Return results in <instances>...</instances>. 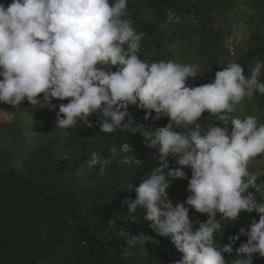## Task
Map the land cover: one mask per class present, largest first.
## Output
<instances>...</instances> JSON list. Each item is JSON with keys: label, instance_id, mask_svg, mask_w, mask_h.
<instances>
[{"label": "clouds", "instance_id": "9594fccd", "mask_svg": "<svg viewBox=\"0 0 264 264\" xmlns=\"http://www.w3.org/2000/svg\"><path fill=\"white\" fill-rule=\"evenodd\" d=\"M127 5L128 0L0 3V104L20 108L27 101L35 109L58 107L55 129L81 124L92 128L89 118L95 114L101 118V133L119 129L142 134L158 154L159 166L152 167L138 186L125 182L121 186L136 196L122 201L126 219L137 223L134 214L144 209L151 230L170 238L182 254L176 264H253L257 255L264 258V123L258 116L230 114L257 92L264 95L259 79L264 62L257 60L246 77L244 66L231 61L212 82L193 86L188 80L197 77V65L140 58L145 34L126 18ZM53 100L68 102L57 106ZM130 106L143 110L145 121L169 122L146 131L144 124L134 122ZM205 112L216 115L223 127L197 123ZM132 153L129 144H122L120 163L141 166ZM170 158L180 167H170ZM97 165L103 174L109 160L93 152L88 167ZM253 165L259 167L253 170ZM184 168L191 170L190 179ZM177 179H188L190 195L173 205L166 190ZM190 209L206 214L207 221L196 220L194 227ZM242 212L250 216L255 212L259 221L253 219L247 230L241 228L221 248L216 236H223V222L234 224ZM108 226L118 227V236L127 245L122 258L131 256L132 249L146 252L145 245L156 242L143 233L133 235L114 219ZM241 236L247 237L236 249L241 258L226 260L225 254L231 256Z\"/></svg>", "mask_w": 264, "mask_h": 264}, {"label": "trees", "instance_id": "16d2710c", "mask_svg": "<svg viewBox=\"0 0 264 264\" xmlns=\"http://www.w3.org/2000/svg\"><path fill=\"white\" fill-rule=\"evenodd\" d=\"M0 3L7 6L11 0ZM234 3L235 0H128L130 14L126 18L145 34L138 55L141 59L180 62L183 55H174L171 47L177 42H188L201 66L197 77L189 78V84L212 82L215 73L231 61L244 66L247 77L257 60L264 62V0H250L249 49L240 57L224 59V45L231 36V25L224 18L229 17ZM172 15L179 19L174 28L169 22ZM192 39L194 45L190 43ZM259 79L264 82V75ZM67 102L53 100L57 106ZM251 105L261 113L259 122H264V95L258 92L253 100L241 103V110L230 115H251L246 110ZM35 107L27 101L20 108L0 104V112L6 109L13 116L12 121L1 124L5 144H0V264H176L182 254L170 238L159 237L151 230V222L144 219L145 210L138 209L134 214L137 223H132L126 219L127 206L122 204L126 198H136L134 191L121 187L123 183L138 186L152 167L159 166L155 159L158 154L147 146L144 136L119 129L101 133V118L95 114L89 118L92 128L81 124L58 132L53 128L58 107ZM129 112L135 123L145 125L146 131L169 122L167 118L145 121V112L135 106H130ZM197 123L223 127V122L208 112ZM189 127L194 129L195 124ZM227 127L231 131L230 122ZM124 143L130 145L141 166L120 163L119 149ZM113 148L117 149L115 155L111 153ZM93 152L109 160L103 174L99 173V165L88 167ZM169 165L180 167L171 158ZM252 167L255 170L259 166ZM183 170L190 179L191 170ZM188 179H177L166 190L173 205L190 195ZM189 216L194 227L196 220L208 219L194 209H190ZM112 219L133 235L143 233L156 242L147 243L146 252L132 249L131 256L122 258L121 252L127 245L118 236V227L108 226ZM253 219L258 222L259 215L242 212L234 224L224 221L225 232L216 236V242L222 248L241 228L247 230ZM246 241L247 237L241 236L231 256L225 254V259L241 258L236 249ZM253 264H264V258L257 255Z\"/></svg>", "mask_w": 264, "mask_h": 264}, {"label": "rangeland", "instance_id": "374dc122", "mask_svg": "<svg viewBox=\"0 0 264 264\" xmlns=\"http://www.w3.org/2000/svg\"><path fill=\"white\" fill-rule=\"evenodd\" d=\"M234 4L235 5L232 6V10H231L229 17L224 18L231 25V34H230L231 36L226 40L224 49L222 52V57L224 59H227L229 57H238V56L240 57L243 54H245V52L250 47V43H249L250 32H251V28L249 26V19H250L249 14H251L250 0H235ZM169 22L172 24L171 27H173L174 25H177L179 23V19L176 16L172 15L169 19ZM218 25H223V24L219 22ZM190 43L194 45L195 39H192ZM171 50L174 55H177V56L183 55L182 58L178 59L180 61L178 63L185 64V61H187L188 64H195L198 66V69H200L201 67L200 62L195 57L193 51L191 50L190 44L188 42H184V43L177 42L171 47ZM185 52L187 55L186 57L184 56ZM240 106L241 104L237 106L235 112H238L239 110H241ZM246 110L251 112V115H254V116H258L261 114L258 111L259 109L255 107V105L249 106V108H247ZM7 112L8 111H6V109L0 112V144L1 145L5 144V141L2 140L4 133H3V130H1L3 129L1 124L5 122H10L13 120V116ZM55 121H56V118L54 119V125H55ZM260 123H264V122L261 121ZM53 128L55 129V126H53ZM56 130H58V132L61 131V129H56ZM255 166H258V165H255ZM43 264H47V263H43Z\"/></svg>", "mask_w": 264, "mask_h": 264}]
</instances>
